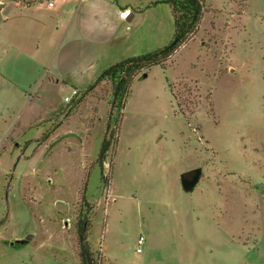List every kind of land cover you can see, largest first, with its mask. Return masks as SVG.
<instances>
[{
  "label": "rangeland",
  "instance_id": "1",
  "mask_svg": "<svg viewBox=\"0 0 264 264\" xmlns=\"http://www.w3.org/2000/svg\"><path fill=\"white\" fill-rule=\"evenodd\" d=\"M0 1L4 30V17L24 10L16 3L74 16L80 0ZM113 1L168 16V39L150 52L172 44L168 4ZM34 85L33 100L0 85V264H82L86 219L99 264H264V0H206L190 41L138 74L115 107L108 82L88 96L61 87L43 102ZM199 167L186 192L181 175Z\"/></svg>",
  "mask_w": 264,
  "mask_h": 264
},
{
  "label": "crops",
  "instance_id": "2",
  "mask_svg": "<svg viewBox=\"0 0 264 264\" xmlns=\"http://www.w3.org/2000/svg\"><path fill=\"white\" fill-rule=\"evenodd\" d=\"M77 3L74 16L44 14L43 8L52 10L41 3L37 6L16 3V7L24 10L12 11L3 19L7 28L0 27V50L5 57L9 51L5 45H8L14 61L7 64L9 75L0 74L1 91L33 100L27 88L41 82V95L35 97L41 102L50 98L51 93L59 92L61 87L72 86L74 90L86 92L107 68L125 58L150 52L156 43L168 39L169 17L156 16L159 14L154 8L148 9L146 15L133 12L129 6L119 7L113 0ZM48 7L54 9L55 5L48 4ZM2 9L0 1V12ZM124 10L131 11L126 20L119 17V12ZM57 14L60 15V11ZM21 33V37L26 35L23 40H20ZM51 105L44 112L54 115L57 110ZM43 119L47 120L42 118L41 122ZM77 139L80 141L81 137Z\"/></svg>",
  "mask_w": 264,
  "mask_h": 264
},
{
  "label": "trees",
  "instance_id": "3",
  "mask_svg": "<svg viewBox=\"0 0 264 264\" xmlns=\"http://www.w3.org/2000/svg\"><path fill=\"white\" fill-rule=\"evenodd\" d=\"M161 2L169 5L174 19L175 35L172 44L145 55L127 58L112 65L103 71L97 81L85 93L91 92L102 82L111 83L112 94L116 99L113 106L115 107L117 102L122 101L126 97L130 84L138 74L155 66H166L172 55L190 41L196 31H198L206 12V0H162ZM159 3L160 1L156 2L157 5ZM156 4H153V6ZM108 148L109 143L105 140L100 155L101 162L104 161ZM87 220L81 221L77 227L81 263L99 264L97 256L100 254L94 251L89 243Z\"/></svg>",
  "mask_w": 264,
  "mask_h": 264
},
{
  "label": "water",
  "instance_id": "4",
  "mask_svg": "<svg viewBox=\"0 0 264 264\" xmlns=\"http://www.w3.org/2000/svg\"><path fill=\"white\" fill-rule=\"evenodd\" d=\"M203 177V168H195L190 171L184 172L181 177V184L186 192H193V190L199 185ZM32 238V235L25 240H17L15 244L23 245Z\"/></svg>",
  "mask_w": 264,
  "mask_h": 264
},
{
  "label": "built area",
  "instance_id": "5",
  "mask_svg": "<svg viewBox=\"0 0 264 264\" xmlns=\"http://www.w3.org/2000/svg\"><path fill=\"white\" fill-rule=\"evenodd\" d=\"M81 2H84L86 0H80ZM51 6H53L52 3H50ZM131 11L130 10H124V11H120L119 12V17L122 19V20H126L128 18V16L130 15ZM78 92L77 90H74V96L77 95ZM68 100V99H67ZM70 101V100H68ZM144 243H145V238L144 237H140L139 240H138V244H137V253L138 254H141L143 252V246H144Z\"/></svg>",
  "mask_w": 264,
  "mask_h": 264
}]
</instances>
